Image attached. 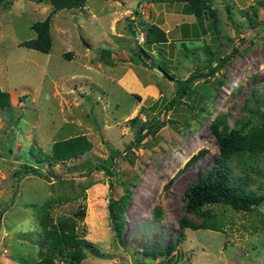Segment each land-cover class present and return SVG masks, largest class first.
<instances>
[{"label": "rangeland", "instance_id": "obj_1", "mask_svg": "<svg viewBox=\"0 0 264 264\" xmlns=\"http://www.w3.org/2000/svg\"><path fill=\"white\" fill-rule=\"evenodd\" d=\"M177 4L178 14L166 13ZM187 6L87 0L51 16L52 46L44 53L20 43L36 36L31 26L50 14L51 2L0 0V87L10 100L0 109V264H34L45 254L37 214L47 200L53 221L84 212L77 233L92 248L81 264H264V204L249 211L206 204L189 212L182 199L190 180L219 153L211 123L219 119L220 130H246L261 119L264 0H209L206 34ZM156 22L164 31L178 24L185 32H171L165 43L149 47L146 31ZM234 48L212 76L192 82L188 95L163 111L180 80L208 70ZM105 50L111 57L101 56ZM159 65L168 73L153 70ZM136 115L139 120L130 122ZM160 120L164 125L154 135L133 144L141 122ZM79 134L91 141L89 151L65 163H44L46 172L52 170L49 182L28 174L17 187L13 173L33 147L49 152L55 141ZM201 149L198 161L179 172ZM112 153L109 176L101 165ZM259 156L254 166L264 170V154ZM249 187L264 193V177L251 173ZM127 191L119 239L107 204ZM183 221L211 223L219 231L182 227Z\"/></svg>", "mask_w": 264, "mask_h": 264}, {"label": "trees", "instance_id": "obj_2", "mask_svg": "<svg viewBox=\"0 0 264 264\" xmlns=\"http://www.w3.org/2000/svg\"><path fill=\"white\" fill-rule=\"evenodd\" d=\"M52 4V11L43 20L32 24V29L36 32V36L32 39L25 40L20 45L27 48L35 49L44 53H48L52 46V38L50 35L51 16L58 10L65 8H80L84 6L87 0H48ZM151 1V0H150ZM156 1V0H152ZM163 1V0H157ZM166 1V0H164ZM169 2H182L187 6V13L194 14L199 20L198 22L204 25L205 18H209L207 13V5L209 0H169ZM139 2L137 3V5ZM231 6H227L226 10L230 11ZM135 13H139L135 11ZM229 17H232L228 13ZM132 33H136V28L133 26V21L128 23ZM181 29V28H180ZM185 32L182 30V33ZM207 29L203 27V33L206 34ZM167 33L160 28L156 23H151L146 31L145 45L151 46L155 44L165 43L167 41ZM142 52L145 56H149V49L146 50L142 46ZM236 48L227 55L217 60L214 66H210L208 70L192 71L187 78L180 80L176 86L177 95L164 106V112H167L176 102L187 96L191 90L192 82L201 77L212 76L219 68H221ZM110 50L101 52V56L111 57ZM122 60V59H120ZM167 74L168 70L161 65L158 66ZM10 105L9 93L0 87V109H4ZM261 116L258 124L249 127L246 130L233 128L230 131L220 130L218 128L219 119L211 123V130L216 138L219 153L214 160L212 166L205 168L194 176L183 190L182 199L185 202V208L189 212H199L206 204L224 203L232 208L240 211H249L264 204V193L258 194L255 190L249 187L251 173H257L264 177V170L254 163L259 160V154H264V111L257 110ZM139 120L138 115L131 118L129 121L135 123ZM163 121L148 122L143 121L137 129L136 142L133 144L139 145L148 135H154L162 126ZM92 148L91 141L84 135L79 134L72 137L64 138L55 141L49 152L41 150V148L33 147L31 149V157L27 162H22L18 165L13 173L14 183L18 187L19 180L24 175H34L43 178L46 181H51L52 170L46 172L42 165L48 163L50 166L58 163H65L70 159L80 157ZM205 153L204 149L199 150L191 156L185 163L184 167L179 171H184L191 165H194L198 159ZM116 153H112L109 160L107 159L101 165L109 176L112 175L109 166ZM239 167L241 172L233 174V169ZM15 186V185H14ZM131 194L127 191L126 195L120 199H110L107 208L109 218L113 223L116 231V236L121 239L122 231L125 227V215L127 210L126 199ZM51 200L45 201L39 207L37 214L38 225L41 229L42 241L39 247L46 248L45 254L34 264H81V261L86 257V250H91V242L77 233V221L83 217L84 212L78 211L75 214L58 217L52 220L49 215V206ZM3 212H0V227L1 217ZM158 217V215H155ZM182 227L191 229H211L219 231V227L214 224L201 223L198 225H190L186 222H180ZM180 237V236H179ZM179 238H177L178 240ZM178 242V241H177ZM174 247L171 244L165 248L167 254L173 251ZM154 255L159 252L153 250ZM177 253V252H176ZM187 264H193L188 262Z\"/></svg>", "mask_w": 264, "mask_h": 264}, {"label": "crops", "instance_id": "obj_3", "mask_svg": "<svg viewBox=\"0 0 264 264\" xmlns=\"http://www.w3.org/2000/svg\"><path fill=\"white\" fill-rule=\"evenodd\" d=\"M166 6H168V4H165ZM169 7V6H168ZM185 8V6L183 7V9ZM180 10H182V7L180 6V5H178L177 4V6H174V7H171L170 9L169 8H167L166 9V13L167 14H171V15H174L173 13L175 12V14L177 13H179L180 12ZM135 14H139V13H135ZM157 15H159V12L157 13ZM153 22H155V21H153ZM160 22H162V19L160 20ZM156 24H157V22H156ZM157 25H159V24H157ZM134 26V25H133ZM135 27V26H134ZM177 30V32H175ZM165 32L167 33V36H168V38H169V34L171 33V32H173L174 34H177V33H181L182 31H181V29L180 28H178V24H174V25H171V26H167L166 28H165Z\"/></svg>", "mask_w": 264, "mask_h": 264}, {"label": "water", "instance_id": "obj_4", "mask_svg": "<svg viewBox=\"0 0 264 264\" xmlns=\"http://www.w3.org/2000/svg\"><path fill=\"white\" fill-rule=\"evenodd\" d=\"M136 34L138 35V32H136ZM153 70L156 71L157 73L161 74V75H163L165 73V71L159 67H153Z\"/></svg>", "mask_w": 264, "mask_h": 264}]
</instances>
